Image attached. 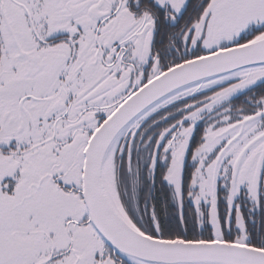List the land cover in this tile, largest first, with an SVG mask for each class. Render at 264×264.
<instances>
[{
  "label": "snow or ice",
  "instance_id": "1",
  "mask_svg": "<svg viewBox=\"0 0 264 264\" xmlns=\"http://www.w3.org/2000/svg\"><path fill=\"white\" fill-rule=\"evenodd\" d=\"M0 264H264V0H0Z\"/></svg>",
  "mask_w": 264,
  "mask_h": 264
}]
</instances>
